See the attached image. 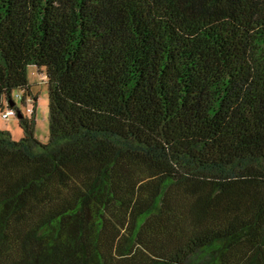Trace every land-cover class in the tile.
Masks as SVG:
<instances>
[{"label":"trees","instance_id":"16d2710c","mask_svg":"<svg viewBox=\"0 0 264 264\" xmlns=\"http://www.w3.org/2000/svg\"><path fill=\"white\" fill-rule=\"evenodd\" d=\"M6 108L0 264H264V0H0Z\"/></svg>","mask_w":264,"mask_h":264},{"label":"rangeland","instance_id":"374dc122","mask_svg":"<svg viewBox=\"0 0 264 264\" xmlns=\"http://www.w3.org/2000/svg\"><path fill=\"white\" fill-rule=\"evenodd\" d=\"M26 71L31 95L35 97L36 101L34 99L35 103H25L21 98L23 91L20 88H16L12 91V99L15 103V109L19 110L23 115L29 114L27 113V109L29 107L34 108V133L40 142L45 143L48 140L49 132L47 83L44 81L42 73L43 69L42 71H39L35 65H28ZM18 119L19 117L17 114L10 115L8 118H3L0 111V129L9 131L12 135V138L16 140H18L23 135Z\"/></svg>","mask_w":264,"mask_h":264},{"label":"built area","instance_id":"2783aa9c","mask_svg":"<svg viewBox=\"0 0 264 264\" xmlns=\"http://www.w3.org/2000/svg\"><path fill=\"white\" fill-rule=\"evenodd\" d=\"M19 97H20V96H19ZM21 98H23L22 95H21ZM24 102H25V103H27V102L34 103L35 101H34L33 96L28 95V96H25V97H24ZM32 112H33V107H29V108L27 109V113H29L28 115H30ZM16 113H17V112H16L15 109H13V108H6V109H4V110L1 112V116H2L3 118H8L10 115H16Z\"/></svg>","mask_w":264,"mask_h":264},{"label":"water","instance_id":"95a60500","mask_svg":"<svg viewBox=\"0 0 264 264\" xmlns=\"http://www.w3.org/2000/svg\"><path fill=\"white\" fill-rule=\"evenodd\" d=\"M12 105H13V103L11 102V103H10V106H12ZM17 115H18V117L20 116V114H18V113H17Z\"/></svg>","mask_w":264,"mask_h":264},{"label":"crops","instance_id":"0c3cea01","mask_svg":"<svg viewBox=\"0 0 264 264\" xmlns=\"http://www.w3.org/2000/svg\"><path fill=\"white\" fill-rule=\"evenodd\" d=\"M35 101H36V99H35ZM12 136V135H11Z\"/></svg>","mask_w":264,"mask_h":264}]
</instances>
